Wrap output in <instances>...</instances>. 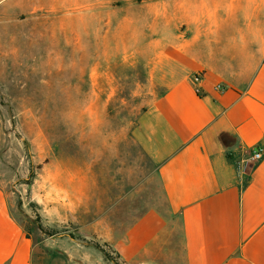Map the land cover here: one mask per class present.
Listing matches in <instances>:
<instances>
[{"label":"crops","instance_id":"1","mask_svg":"<svg viewBox=\"0 0 264 264\" xmlns=\"http://www.w3.org/2000/svg\"><path fill=\"white\" fill-rule=\"evenodd\" d=\"M19 17L59 79L70 46L89 67L74 80L123 116L122 136L60 139L42 169L43 217L115 259L44 262L0 184V264H264V159L241 168L264 154V0H0V33Z\"/></svg>","mask_w":264,"mask_h":264},{"label":"rangeland","instance_id":"2","mask_svg":"<svg viewBox=\"0 0 264 264\" xmlns=\"http://www.w3.org/2000/svg\"><path fill=\"white\" fill-rule=\"evenodd\" d=\"M17 24L24 29L0 33V184L19 222L41 251V260L51 261L65 250L97 248L96 244L114 260L110 247L85 238L68 219L57 224L43 217L42 169L56 159L60 139L73 143L74 139L122 136L123 116L105 113L106 97H92L89 82L74 80L77 71L89 72L88 65L74 66V49L66 47V79L61 80L57 73L61 66L44 64L47 55L56 61L58 50L55 47L48 53L45 49L47 34L41 22L19 17ZM33 24L38 30L26 29ZM93 98L100 101L97 106L91 104ZM97 109L102 112L96 113ZM99 119H108L110 128L92 127Z\"/></svg>","mask_w":264,"mask_h":264},{"label":"built area","instance_id":"3","mask_svg":"<svg viewBox=\"0 0 264 264\" xmlns=\"http://www.w3.org/2000/svg\"><path fill=\"white\" fill-rule=\"evenodd\" d=\"M264 159V154L261 148H255L249 152L247 159L243 164H241V168L247 169L249 166H256Z\"/></svg>","mask_w":264,"mask_h":264},{"label":"trees","instance_id":"4","mask_svg":"<svg viewBox=\"0 0 264 264\" xmlns=\"http://www.w3.org/2000/svg\"><path fill=\"white\" fill-rule=\"evenodd\" d=\"M97 248L103 250V252L106 254L108 259L112 260V257L110 256V254L108 252H106V250L104 248H102V246L100 244H96Z\"/></svg>","mask_w":264,"mask_h":264}]
</instances>
